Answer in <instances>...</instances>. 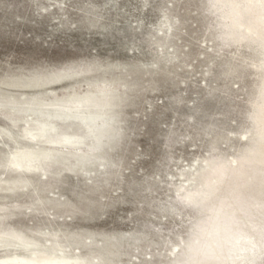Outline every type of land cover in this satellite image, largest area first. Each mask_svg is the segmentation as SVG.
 <instances>
[{
    "label": "rangeland",
    "instance_id": "374dc122",
    "mask_svg": "<svg viewBox=\"0 0 264 264\" xmlns=\"http://www.w3.org/2000/svg\"><path fill=\"white\" fill-rule=\"evenodd\" d=\"M217 3L0 0V179L15 174L4 166L13 140L28 142L26 102L100 84L113 88L116 117L104 160L28 172L30 185L14 191L0 185L2 226L46 246L40 232L56 231L65 254H91V264H172L197 216L183 193L208 161L230 163L253 147L261 52L224 40Z\"/></svg>",
    "mask_w": 264,
    "mask_h": 264
},
{
    "label": "bare ground",
    "instance_id": "6f19581e",
    "mask_svg": "<svg viewBox=\"0 0 264 264\" xmlns=\"http://www.w3.org/2000/svg\"><path fill=\"white\" fill-rule=\"evenodd\" d=\"M217 2L221 9L219 15L224 27V40L254 44L261 52L257 67L264 74V0ZM54 76L44 80L50 81ZM34 81L36 84L43 80ZM112 93V87L99 84L95 91L73 94L50 103L41 100L26 102L28 106L24 110L29 113L26 117H35L23 119L26 126L22 135L28 142L19 145L18 141L13 140L18 146H15L4 166L15 174L0 179L2 189L14 191L15 188L26 187L30 183L26 175L28 172L42 176L57 175L63 167L70 170L74 166L83 167L95 160H104L103 147L111 140L116 121L111 109ZM11 118L10 121L14 123L15 119ZM252 122L255 130L248 140L253 147L233 158L230 163L220 159L208 161L205 170L197 174L193 188L183 193L197 216L189 236L183 240L182 250L174 256L172 264H264V81L258 90ZM59 126L62 128L60 131ZM73 126L82 130L81 134L72 132ZM5 134L12 137L8 132ZM2 223L0 220V251L12 252L16 256L0 258V264L92 262L88 257L91 254H65L56 243V231L40 232L50 236L52 242L46 246L39 243V238L6 228Z\"/></svg>",
    "mask_w": 264,
    "mask_h": 264
},
{
    "label": "water",
    "instance_id": "95a60500",
    "mask_svg": "<svg viewBox=\"0 0 264 264\" xmlns=\"http://www.w3.org/2000/svg\"><path fill=\"white\" fill-rule=\"evenodd\" d=\"M264 256V255H263ZM264 259V258H263Z\"/></svg>",
    "mask_w": 264,
    "mask_h": 264
}]
</instances>
